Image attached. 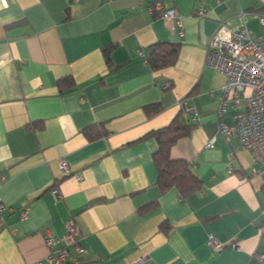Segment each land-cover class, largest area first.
<instances>
[{"label":"crops","instance_id":"1","mask_svg":"<svg viewBox=\"0 0 264 264\" xmlns=\"http://www.w3.org/2000/svg\"><path fill=\"white\" fill-rule=\"evenodd\" d=\"M162 1L182 32L153 0H0V264H52L45 234L62 239L70 219L86 250L78 264H264V171L218 129L225 76L204 63L219 24L264 34V0ZM158 40L179 51L153 70ZM61 77L74 86L59 92ZM185 97L197 119L178 105ZM243 105V94L228 102L224 119ZM175 116L190 128L170 155L202 181L182 198L157 184L156 140L142 137ZM92 125L105 133L89 138Z\"/></svg>","mask_w":264,"mask_h":264},{"label":"built area","instance_id":"2","mask_svg":"<svg viewBox=\"0 0 264 264\" xmlns=\"http://www.w3.org/2000/svg\"><path fill=\"white\" fill-rule=\"evenodd\" d=\"M148 9L157 12L169 27L182 32L181 17L176 7H166L162 0H153ZM198 13L202 14L203 9L200 8ZM204 63L225 76L217 109L218 129L225 135H235L240 147L250 152L256 163L251 168L252 173L264 171V34L253 36L246 25L232 29L219 24L205 48ZM242 94L243 108L232 114L231 122L226 121L223 115L228 102H237ZM178 105L197 119L195 107L186 97L180 99ZM213 140V137L209 138L206 145L211 146ZM59 165L62 170H67L65 160H61ZM51 191L59 195L56 188ZM24 214L22 211L21 215ZM64 229L62 239L49 232L45 234L49 250L44 260L52 264H78L86 252L80 241V229L72 219L64 224ZM207 243L215 249L224 245L210 234ZM144 259L139 258L134 264H140Z\"/></svg>","mask_w":264,"mask_h":264},{"label":"trees","instance_id":"3","mask_svg":"<svg viewBox=\"0 0 264 264\" xmlns=\"http://www.w3.org/2000/svg\"><path fill=\"white\" fill-rule=\"evenodd\" d=\"M113 45L105 48L108 54ZM179 44L158 40L150 44L146 53L147 61L153 70L161 69L173 64L178 56ZM107 57V62H108ZM64 80L68 82L71 88L74 86V80L71 77H61L57 80L59 92H63ZM159 109V104L149 103L145 105L147 113H153ZM189 124L184 123L178 116H175L169 123L157 129L148 131L142 137H154L156 148L152 153V158L157 169L156 182L161 190L174 187L179 195H185L193 192L202 186L200 178L190 169L189 162L185 158H174L170 155V147L180 137L189 133ZM84 131L89 138H96L105 133V129L97 126H87ZM153 204V203H152Z\"/></svg>","mask_w":264,"mask_h":264}]
</instances>
